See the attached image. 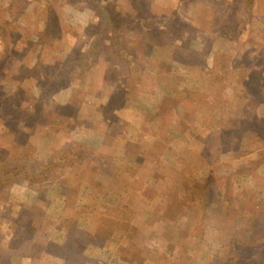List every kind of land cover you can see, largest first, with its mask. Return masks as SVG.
Masks as SVG:
<instances>
[{"label":"rangeland","instance_id":"1","mask_svg":"<svg viewBox=\"0 0 264 264\" xmlns=\"http://www.w3.org/2000/svg\"><path fill=\"white\" fill-rule=\"evenodd\" d=\"M20 1L0 0V153L4 155L3 159L8 161V164H32L36 160H42L40 156H45L46 152V150L44 151V147L48 142L54 141L55 138L53 135L59 130L58 128L60 126L63 127L65 124L73 125L76 120L81 119L83 116L93 121L102 122L101 120L103 119L105 122L108 120L113 129V134H117V136H119L118 134L123 136H126L125 134H133L129 126L126 125V121H134L135 114L136 112L139 114L140 109H142V111L145 109L149 114V104L157 103L158 100L160 101L162 96V91H160V89H164L161 87V83L158 79L149 76L150 74L152 75V72H149L150 69L145 68V64L143 63V59H145L146 63L149 64L150 67L153 66L154 69L156 64L154 63V58L151 56L147 58L137 52L134 47H131L128 50L133 55V59H135L136 69L133 71L122 63H118L116 58L111 56L112 52L109 49L106 38L103 37L102 42L97 38L100 17L95 14L97 11L96 7L87 0L76 5H70V3H68L69 0H57L58 3L61 4L59 14L61 16V23H58L59 27L54 22L53 26L55 30L61 29L64 36L67 35L65 48L62 49L64 46H62L61 41L54 48H51L49 42H47L46 48L39 54V45H37V48L35 45H32L33 41L36 39L35 35L38 33V29L36 28L45 27L43 19L34 15L33 8L38 2L31 0ZM97 1L99 2V9L103 11V1ZM135 1L138 3L140 2V0ZM152 1L151 7L156 8L158 11L159 8L156 6L155 0ZM173 1V7L170 9H164L163 11L162 8L164 7L161 8L162 14L159 13L160 16L166 23L168 22L176 32H181L187 28L188 32L190 31L192 34L191 36L195 37V39H193L195 43L194 46L196 50L198 49L197 53L194 54L188 48L182 49V47L175 46L173 51L179 59L184 56L186 57V65L187 67L190 65L189 68H192V64L194 66L196 64H201V62L203 63L198 69L195 66L196 70L187 69L186 67L181 68L177 65L178 68L176 71L173 70V73L169 75L171 77L175 74V77H173L178 82L179 86L182 85L181 87H186L179 89L180 92L177 94L179 100L174 103L177 104L176 106L181 107V112L185 113L189 118L185 120L186 117H184L183 120L180 121V124L179 122L175 124L176 127L181 128L177 130L183 132L185 129H190L188 124L191 125L193 122L195 125L201 126L202 129L204 128L207 138H205V142L202 141V144H199L195 148L196 152H194L193 148L195 143L190 144L187 141L177 140L176 148L171 153L169 152L167 161L158 167V171H161L163 174L154 175L149 164L147 167H144L146 172L140 173L144 177L149 178V180L152 178L154 184L160 186L167 185L164 181H168V179L173 182L176 181L175 185H177V188H174V190L171 189L172 192L168 193L169 203L160 204V207L155 208L156 212L159 209H164L165 215H172L176 220L175 225L179 224L177 219L181 217L182 211L186 206H192L195 199H197L196 201H199V203L196 208H193L194 211L190 215V220L180 222L181 225H178L180 229L177 232L174 230L165 232V229H163V232L160 234L159 231L161 227H154L152 225L153 218L150 219L147 226L142 228H135L133 231L127 228L130 230L129 235L132 240L131 243H133L132 251L136 253L134 257L138 262H142L148 258L150 261H155L156 264H264V253H260L258 246H253L250 251L252 253L249 254V256L245 253V249L249 250V248L244 247L246 245L245 241L248 232H246L245 228L242 226L243 223H246V221H243V216L245 217L247 210H250L252 206L259 204V208L264 209V141H255L250 147L245 145L243 139H239L240 135L234 137L229 134V136H227L229 133L228 129L232 126L229 122L234 111L235 102H239L242 98L238 99L234 95L236 91L235 85L231 80V72H229V74L225 73V75L223 72H225L227 68L224 70L219 68L221 64L219 58L216 64L215 61L210 58L211 56L213 57L216 47L211 45L209 47L207 46L204 52L200 50L199 47L201 46L196 42V38H198V26L204 24L198 23V18L194 17L195 14L192 16L191 12L193 11L192 8L194 5H197V9L198 7H203L201 2L213 4L214 1H216L217 8L222 10L224 8L229 10V3L225 2V0ZM119 2L123 3L124 0H122V2L119 0ZM149 2L150 1L146 0V6ZM124 8L126 10L130 9L127 7V4ZM192 17L194 19H192L194 24H191L189 20V18L191 19ZM39 21H41V24ZM157 21L159 23V20ZM227 23L228 19H222L219 24L220 26H224L229 24ZM153 27L155 26L153 25ZM155 31L156 29H153V32ZM11 32L13 33L12 36H10ZM52 36L53 34H49L47 37L51 38ZM128 36L134 37V34L130 32ZM94 38L95 41L91 45L90 42ZM223 39L227 40L226 38ZM30 40L31 42L29 43ZM84 40H86L84 45L90 44L89 49L97 46V63L95 64L94 70L88 74V83L83 84V87H79V80L73 78L77 75V68H72L74 54H71L75 49L74 47L81 46ZM211 41L213 42L214 40L211 39ZM76 51L80 52L77 48ZM155 51H159L157 52L159 54L164 53V51L159 48ZM89 52L91 53V49ZM147 52L148 50L146 53ZM204 53L207 54L204 56ZM206 56L209 57V59H207ZM198 58L200 60L202 59L201 62ZM121 67L123 68L122 71H124V73H129L128 75L131 77L125 78L124 83L126 86L121 83V87L117 88L114 94L109 93L110 91L112 92L113 86H115L113 77L119 73L118 71V73H116L114 69L119 70ZM215 67L219 72H223L217 75L219 72L216 71ZM31 70H38L37 73H35V79L27 80V86L21 88L23 93L15 97L14 101L20 105L24 98L33 101L32 95L39 96L44 88H35L34 85L37 83L36 78H38L41 72H45L43 76L45 77L44 79H46V82H43L42 85L48 86L50 91L48 93L47 90L38 98L36 97L38 105L33 110L25 111L21 107L18 108L17 104L11 105L10 101H13L11 100L10 93L12 88L17 87V83H20L24 78L29 76L26 74ZM106 70H109L107 72V78L103 76ZM139 70H145V72H142L143 75H140L141 78L134 77L135 72H139ZM119 71H121V69ZM212 72H214V74H208ZM100 74L101 76L98 77L97 75ZM115 77H117V75ZM2 81L3 86L1 84ZM248 82V84L244 83L243 85L245 89L248 88L249 90L258 89L262 84L264 85L263 78H253ZM10 83L11 86H9ZM87 94L90 95L92 100L100 99L101 103H106L107 96H111V100L109 103L105 104L104 110L103 108L99 109L97 107H92L90 109L84 107V112H81L82 117H77V110L74 102L78 101L81 103V100H85ZM247 95L249 94L244 92L243 99L245 101L247 100ZM126 99L127 101L125 102ZM121 105L125 106L122 108ZM171 105L173 104H167V106ZM256 105L255 111L257 114L264 115V108H260L258 106L259 104ZM21 109L23 111H20ZM198 109L201 110V113L205 116H203L204 118L199 117V120H197V116L193 119L192 117L194 114L199 112ZM250 119L251 117L248 119V124L250 123ZM255 119H258L256 122H260L259 124L262 127L263 119ZM204 120L205 123H202ZM164 124H166L165 119ZM148 129L149 126L147 130ZM213 129H215L216 132ZM223 129H225V131H221ZM146 135L147 134H141L139 139H137V143L141 144L139 147L142 148L140 149L142 153L137 150L136 152H139L140 156L143 158H141L142 161L149 162L145 151L149 148L151 149L153 144L151 145L148 140L143 141ZM221 137H224V139L226 137L232 139V147H239V153L235 152V154L230 155L224 154L221 155V157L215 154L217 150L216 142L217 140L220 141L219 138ZM12 139H15L14 142H17L14 146L12 145ZM9 140L11 141L9 142ZM109 143L111 144L112 142L109 141ZM188 146L192 148L189 149V151ZM200 147L205 150L199 152ZM96 149L97 148L93 149L94 158L97 154ZM187 153L188 156L186 155ZM53 156L59 158L58 156L61 155L53 153L46 158ZM238 157L239 159H237ZM89 159L91 158L87 160ZM185 159H196L198 161V163L196 160L194 161V170L196 171H191L189 175L179 173L177 167L171 165L173 162L176 163L177 166L181 165V161ZM199 162L201 164H199ZM72 163L73 162H70L69 165ZM241 163L245 164L242 170L245 171V173L244 176L240 178L241 180L239 179L237 182V173L240 174L242 172H237V170L241 168L239 167ZM73 164L77 166L80 165L76 162ZM144 164L145 163H142L141 166ZM187 176L191 179L189 182L191 184L189 185V190L185 188L184 182H177L178 180L183 181ZM66 177L71 178L69 174L66 175ZM121 178L123 181H127L128 175H121ZM71 179L73 180L74 178ZM235 182L238 183L236 184V191L233 189ZM128 186H138V183L134 181L132 184H128ZM178 188H180L181 191H177ZM148 191L154 192L155 190L152 188L148 189ZM257 192H259L261 197L258 196ZM44 194L45 192H43V195ZM229 200H233V202L238 201L241 206L239 205L236 212L227 215V213L232 211L231 206L227 203ZM183 205L184 207H182ZM53 209H51V215H53ZM112 209L114 213H111ZM97 210L101 211V207L97 208ZM104 211H109L108 214L111 213L110 215H115L118 209L112 207ZM33 213L40 218L36 223H31L30 221ZM7 214L8 212H5V215ZM238 214H241V216H238ZM42 218V208L35 206L31 212H27V222L25 219L23 221L25 226L21 224L22 221L18 222L19 226L17 231L19 233L20 228L26 229L30 235L31 243L28 252L34 259L31 261V264H60L59 260L57 262V260L53 258L54 256H52V259L49 261L45 253L49 251L50 254L61 256L63 252L64 247L61 248L55 243H49L51 233L53 235V224L55 221L46 220L45 222ZM15 223L16 222H13V225ZM165 223L164 226L173 225V223L168 221ZM0 224H4V222H0ZM86 224L89 223H86L85 219L79 224L72 223L71 228H73L74 232L68 240H70V242L75 241L82 233H79L78 230H82L85 234ZM67 225L68 224L65 223V226ZM105 225L107 228L101 226L104 227V237L94 234L93 231H96L97 234L99 232L96 228L97 226H94V230H86V237L83 241H81V239L76 240L79 243L78 246L80 248L82 247L87 256L91 258H89L88 261H86V259L84 260L87 264H121V261L117 262L113 260L118 259V254L121 260V238H117V236L112 237L113 231L121 230V222L108 219ZM248 225L249 224L244 226L248 227ZM4 226L5 225L0 227L1 231H4ZM47 227H49V229ZM243 230L245 232H243ZM38 234L42 236H37ZM189 235L194 237L185 240ZM82 237H84L83 234ZM33 240L36 242L35 244H32ZM180 242L186 243V248L185 244L184 246L177 245L176 247H178V250L176 254L173 255L175 244ZM106 244L109 245L108 250L99 253L101 246ZM148 244L153 246L149 247ZM145 246L149 248H145ZM189 249L192 250V255L187 254ZM175 258L178 259L179 262L176 261ZM75 260L77 264H81L79 258Z\"/></svg>","mask_w":264,"mask_h":264},{"label":"crops","instance_id":"2","mask_svg":"<svg viewBox=\"0 0 264 264\" xmlns=\"http://www.w3.org/2000/svg\"><path fill=\"white\" fill-rule=\"evenodd\" d=\"M173 2V0H155V4L159 8L156 13L162 14V10L170 9L173 7ZM225 2L229 3V10L226 8L223 10L218 9L216 1H214L213 4L201 2L203 7H198V9L197 5L193 6V11H191L192 16L195 14L194 17L198 18V23L204 24L198 26V38H196V42L201 46L199 47L200 50L204 52L207 46L214 45L216 50L214 47L215 53L213 57L211 56L210 58L215 61V64L219 58V62L221 63L220 68L222 70L227 68L231 71H238L235 67V63L239 61L245 62L248 65V73H246L247 78L243 84H248V81L253 78L262 79L263 77L264 79V0H225ZM95 14L98 16L97 12ZM165 18L167 17L165 16ZM192 19L193 17L191 19L189 18L191 24H194ZM222 19H228L229 24L227 23L228 25L220 26L219 23ZM185 31H187L192 40L195 39V37L191 36L192 34L190 31L188 32L187 28H185ZM223 38H226L228 41ZM211 39L214 41L212 42ZM173 50L174 47L169 48L170 54L160 57V60H157L152 73L154 76L169 77V75L173 73V70L176 71L178 66L181 68L190 67V65L189 67L186 65V57L184 56L181 59L177 58ZM205 54L207 53H204V56ZM206 58L209 59L207 56ZM191 67L194 69H190L196 70L193 64ZM120 69L121 71H119ZM120 69H114L116 73H119L116 74L117 77H115L116 75L113 77L115 86H113L112 92L108 91L109 93L114 94L117 88L121 87V83L125 85V78L131 77L128 75L129 73H124V71H122V67ZM108 71L109 70L104 71V76L106 78L108 77ZM140 71L141 73L145 72V70H139V73ZM181 86L178 88L182 89L185 87ZM166 88L165 86L163 90L160 89V91H162L160 101L158 100L157 103L149 104V114L145 109L143 111L140 109L141 112L139 111V114L136 112L134 121H126V125L129 126L130 131L134 135L125 134L126 136H123L118 134L119 136H117V134H113V129L108 120L105 122L103 119L101 120L102 122L93 121L86 116L76 120L73 125L65 124L63 127L60 126L58 128L59 130L53 135L55 138L54 141H50L52 144L48 142L44 147V151L46 150V152L45 156H40L42 160H46V157L53 153L61 155L58 157H62L72 141L86 143L92 150L97 148V154L95 158L92 156L91 159L86 160L78 166L76 164L74 165V162L66 166L65 173L59 179L53 183L46 184L44 195L43 193L40 194L25 181H17L9 190L0 191V222H4V224H0V227L5 225L4 231L0 229V237H3V246H5L0 250V264H31V261L34 260L28 250L23 254L13 253L11 252L12 250L9 249V245H11L13 238L16 236L19 226L18 222L24 221V219L26 221L27 212H31L35 206L42 208L43 221H55L53 224V235L51 233L49 238V243L51 244L55 243L61 248L64 247L66 241L69 239V229L72 223L79 224L85 219V222L89 223L86 224L85 229L94 230V226H97L96 228L101 226L106 227V221L109 219L121 222V230L113 231L112 233V237L117 236V238H121V260L119 254L118 259L113 260L117 262L121 261V264H156L155 261H150L148 258L142 262L136 260L134 257L136 253L132 251L133 243H131L132 240L129 235L130 230L128 229L133 231L135 228L138 229L147 226L150 219L153 218L152 225L154 227H161L159 231L160 234L163 232V229H165V232L168 230L177 232L180 229L178 226L179 224L181 225L180 222L190 220V215L194 211L193 208L198 206L199 201L195 199L192 206H186L182 211L181 217L177 219L179 224L175 225L176 220L172 215H165L164 209H159L156 212L155 208L160 207V204L169 203L168 193L172 192L171 189L174 190V188H177V185H175L176 181L173 182L168 179V181H164L167 185L160 186L154 184L152 178L149 180V178L144 177L141 173L146 172L144 167H147L149 164L154 175L163 174L161 171H158V167L167 161L169 152L171 153L176 148L177 140L187 141L190 144L195 143L193 148L194 152H196L195 148L199 144H202V141L205 142V138H207L204 128L202 129L201 126H197L193 122L191 125L188 124L190 129H185L186 132L178 131L177 129H181L179 127H173V122H179L180 124V121H182L184 117H186L185 120L189 117L181 112V107L176 106L177 104L174 103L176 100H179L177 94L180 91L178 90L177 93H173L172 91L165 90ZM246 89V93L250 92L248 88ZM110 100L111 96H107L106 103H101L100 99L92 100L90 95L87 94L84 100V107L89 109L97 107L99 109L103 108L104 110L105 104L109 103ZM126 101L127 99L125 102ZM168 103L173 105L167 106ZM258 104L260 108H264V101ZM124 106L125 105H121L122 108ZM156 113L160 115V118L155 116L152 117V114ZM195 116H197L196 118L199 120V117L205 115L199 110L192 118L195 119ZM164 119L166 124H164ZM202 123H205V120ZM147 125L150 130H147ZM213 130L215 131V129ZM141 134H147L143 141L148 140L151 145L153 144L151 149L149 148L145 151L149 162L142 161L143 158L140 156L139 152H136V150L141 151L140 149H142L139 147L141 144L137 143V139H139ZM109 141L112 143L110 144ZM189 149L192 148L188 146V151ZM204 150L205 149L202 147L199 148V152ZM186 155L188 156V153ZM3 158L4 155L0 153V165H8V161ZM237 159H239V157ZM195 160L196 159L182 160L181 165H178L179 167L174 162L171 165L177 167L179 173L189 175L191 171L194 170ZM142 163L145 164L141 166ZM199 164L201 163L199 162ZM244 173L245 171H243V175L241 176H244ZM68 174L74 179L72 180L66 177ZM121 175H128V180L123 181ZM190 180L191 179L187 176L183 181L178 180L177 182H184L185 188L189 190V185H191L189 183ZM134 181L138 183V186H128V184H132ZM236 184L237 182L233 185L235 191L237 188ZM152 188L155 190L154 192L148 191V189ZM177 191H181L180 188H178ZM257 194L261 197L259 192H257ZM234 203L237 204L238 201ZM100 207L101 211L97 210V208ZM112 207L118 209L117 214L110 215L114 213L113 209L110 214H108L109 211H104ZM182 207H184V205ZM51 209H53V215H51ZM5 212H8V214L5 215ZM239 215L241 216V214H238V216ZM30 221L34 222L35 219L32 218ZM167 221L173 223V225L164 226V223ZM13 222L16 223L13 225ZM65 223L68 225L65 226ZM47 228L49 229V227ZM86 230L85 233L87 232ZM190 237L193 238L194 236L189 235L185 240ZM184 244L186 248V243H176L173 255H175L178 250L176 246H184ZM148 246L152 247L153 245L148 244ZM148 246H145V248H149ZM108 248L109 245L107 244L101 246L99 253L108 250ZM187 252V254L192 255L191 249ZM45 253L49 261L52 259V256H54L53 258H55L57 262L59 260L60 264H66L63 256H55V254H50L49 251ZM175 260L179 262L178 259L175 258Z\"/></svg>","mask_w":264,"mask_h":264},{"label":"trees","instance_id":"3","mask_svg":"<svg viewBox=\"0 0 264 264\" xmlns=\"http://www.w3.org/2000/svg\"><path fill=\"white\" fill-rule=\"evenodd\" d=\"M31 1L38 2V4L33 8L35 13L34 15H37L38 17L42 18L45 26L44 28L41 27L36 28L38 29V33L35 35L36 39L33 41L32 45H35L36 48L37 45H39L40 48L39 54H41V51L44 50V48H46L47 42H49L51 48H54L61 41L62 46H64L62 49H64L67 35L64 36L61 29L55 30L53 26L54 22L56 23L57 26H59L58 23H61V16L59 15L61 4L58 3L57 0H31ZM83 1L86 0H69V3L70 5H76L83 3ZM87 1H89L96 7L97 9L96 12L100 17L97 38L101 42L103 37L106 38L109 49L112 52L111 56L112 57L114 56L118 63H122L124 66L130 68L133 71L134 69H136V62L128 50L131 47H134L139 53H141L147 58L148 56L153 57L154 63H156L157 60H160V57H164L165 55L170 54L169 48L171 47L176 46L186 49L188 48L194 54L197 53L198 51V49L196 50L194 46L195 45L194 41L188 35L187 31L182 30L181 32H176V30L173 29L171 25L168 24V22L166 23V21L162 19L160 14L156 13L157 10L155 8L154 10L153 7H151V3L153 2L152 0H148L150 2L148 3L147 6H146V0H140L139 3L136 2L135 0H124L123 3H120L119 0H102L104 3L103 11L99 9L100 6L97 0H87ZM126 4L127 7L130 8L129 10H126L124 8L126 7ZM157 20H159V23ZM40 22L41 21H39V23ZM153 25L156 28L153 27ZM153 29H156V31L153 32ZM130 32L134 34V37L128 36ZM10 34H11L10 36L13 35L12 32ZM49 34H53V36L51 38H48L47 36ZM85 41L86 40L82 42L81 46L79 47L75 46L74 47L75 49L73 50L72 54L70 53L71 55L74 54V58H73L74 62L72 68L73 67L77 68L76 71L77 75L73 78L79 80L78 81L79 87L83 86V84L88 83L87 82L89 77L88 74L89 72H92V70H94L95 64L97 63L96 61V55L98 53L97 46L95 48H90L91 53L89 52L90 50L89 46L90 44L92 45V43H94L95 38L90 42L89 45H84ZM30 42L31 40L29 41V43ZM76 48L80 52H77ZM158 48L163 50L164 53L163 54L157 53L159 51H155V50ZM147 50L149 53L148 52L146 53ZM201 60L199 59L200 62ZM143 63L145 64V68L150 69L149 72L153 73L154 71L153 66L150 67L149 64L146 63L145 59H143ZM201 64L203 63L201 62ZM201 64L198 65L196 64L194 65V67L196 66L198 69L201 67ZM247 66L248 65L245 62L239 61L235 63V67L237 68L238 71H229L230 69H227L225 70V72L223 71L219 72L216 67L215 69L216 71L219 72L217 75L221 74L222 72L224 74L225 73L229 74V72H231L230 74L232 76L231 80L232 83L235 85V90H236L234 95L238 99L242 98L239 102H235L234 111L230 118V123L233 127L231 126L228 129L229 133L227 134V136H229V134L233 135L234 137L240 135L239 139L240 140L243 139L245 145L251 147L255 141H259V140L264 141V115H258L257 112L255 111V108L257 107L256 104L260 103L261 101H264V85L262 84L258 89L248 90L250 92H247L249 94L247 95V100L245 101L243 99L244 92L247 91V89H245L243 85V82L247 78V74H246L248 73ZM37 71L31 70L28 74L24 73L29 76L24 78L20 83H17L16 88L15 87L12 88L10 96L13 102L10 101L11 105L17 104V102L14 101V98L18 97L19 94L23 93L21 88L27 86V80L35 79V73H37ZM44 73L45 72L39 73L38 78H36L37 83L34 85L35 88H42V87L44 88V90L39 94V96H41L42 93L47 90L48 93L50 91V88L48 86L42 85L43 82L44 83L46 82V79H44L45 77L43 76ZM208 74L212 75L214 74V72ZM140 75H143V73L135 72L134 77L141 78ZM174 75L175 74H173V76ZM97 76L99 77L101 76V74ZM149 76L158 79V81L161 83V86L163 88L165 86L167 87L165 89L167 91L169 90L172 91L173 93L175 92L177 93V91L179 90L178 88L179 84L175 80L174 78L175 76L174 77L171 76L172 78L170 76L156 77L153 74L152 75L150 74ZM171 81H172V85H171ZM1 84L3 86V81L1 82ZM9 86H11V83ZM39 96L32 95L33 101H29L28 99L24 98L21 102L22 104L20 105L17 104V107L18 108L21 107L25 111L26 110L31 111L38 105V102H36L37 100L36 97L38 98ZM74 104L77 110V117L79 116L82 117L81 112H84L83 110L85 105L84 100L83 101L81 100V103L76 101L74 102ZM22 109L20 111H23ZM154 116L160 118V115H158L157 113L152 114V117ZM250 117H251L249 121L250 123L248 124V119ZM255 118H260L261 120L263 119L262 127L259 124L260 122L258 123L256 122V120L258 119ZM173 127H176L175 122H173ZM221 131H225V129ZM219 139L220 141L217 140L218 143L216 142L217 150L215 154L221 157V155L224 154L230 155V154H235V152L239 153L238 151L239 147L238 148L232 147V142H233L232 139L228 137H226L225 139L224 137H221ZM14 140L12 139L13 146L15 143H17L14 142ZM10 141L11 140H9V142ZM93 154H94V150L89 148L86 145V143L72 141L71 144L68 146L65 154L59 158L53 156L47 158L46 160H36L32 164H25V163H11L8 165L1 164L0 191L9 190V188L17 181H25L31 187L37 190L40 194H42L45 190L46 184L53 183L57 179H59L65 173V167L68 166L70 162H74V163L76 162L78 164H82L88 158H91ZM244 165H245L244 163L240 164L239 167L241 168H239L237 172L242 171ZM241 175H243V171L240 174L237 173V177H236L237 182L242 177ZM227 203H229V206H231L232 208V211L230 213H227V215L236 212L240 205V203L235 204L233 200H229ZM32 218L35 219L34 223L40 220L38 215H36L35 213H33ZM243 218H244L243 221H246V223L245 224L243 223L242 226L245 228L246 232H248L245 241L246 245L244 247L249 248V250L245 249V253H247V256H249V254L252 253L250 251L254 245L259 247L260 253H264V209L259 208V204H255L254 206H252L250 210H247L246 215L245 217L243 216ZM21 224L25 226L23 221ZM247 224H249L248 227H245L244 225ZM103 229L104 227L97 228L99 232L97 234L96 231H94V234L104 237ZM69 230H70L69 231V237H70L74 231L73 228L71 227ZM78 232L79 233L82 232V233L81 235H79L77 239H81V241H83L86 237V233L84 234L82 230L81 231L78 230ZM243 232L245 231L243 230ZM39 234L37 236H42ZM82 234L84 237H82ZM0 239H1L0 243H2L0 244V250H1L5 246H3L4 239H2V237H0ZM76 240L71 242L70 240L66 241L61 256H63V258L65 259L66 264H77L75 260L76 258H79L81 260V264H87L86 261H88L90 257L87 256L85 251H83L82 247L80 248L78 246L79 243ZM30 243L31 240L29 233L27 232L26 229L20 228L19 233L17 231L16 236L13 238L11 245H9V249H11L12 250L11 252L13 253L23 254L30 249ZM35 243L36 242L33 240L32 244ZM85 259L86 261L84 262Z\"/></svg>","mask_w":264,"mask_h":264}]
</instances>
